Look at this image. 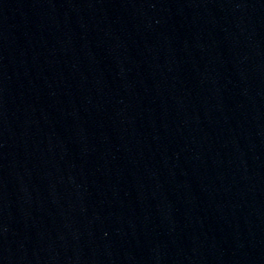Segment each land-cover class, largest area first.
Segmentation results:
<instances>
[{
	"label": "water",
	"instance_id": "water-1",
	"mask_svg": "<svg viewBox=\"0 0 264 264\" xmlns=\"http://www.w3.org/2000/svg\"><path fill=\"white\" fill-rule=\"evenodd\" d=\"M0 264H264V0H0Z\"/></svg>",
	"mask_w": 264,
	"mask_h": 264
}]
</instances>
